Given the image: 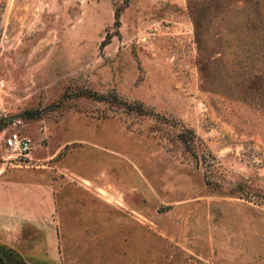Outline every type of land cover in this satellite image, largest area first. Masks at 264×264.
<instances>
[{
  "label": "rangeland",
  "instance_id": "rangeland-1",
  "mask_svg": "<svg viewBox=\"0 0 264 264\" xmlns=\"http://www.w3.org/2000/svg\"><path fill=\"white\" fill-rule=\"evenodd\" d=\"M0 242L264 264V0H0Z\"/></svg>",
  "mask_w": 264,
  "mask_h": 264
},
{
  "label": "built area",
  "instance_id": "built-area-1",
  "mask_svg": "<svg viewBox=\"0 0 264 264\" xmlns=\"http://www.w3.org/2000/svg\"><path fill=\"white\" fill-rule=\"evenodd\" d=\"M2 144L14 151L19 157L25 158L30 147V138L16 129H9L2 137Z\"/></svg>",
  "mask_w": 264,
  "mask_h": 264
},
{
  "label": "trees",
  "instance_id": "trees-1",
  "mask_svg": "<svg viewBox=\"0 0 264 264\" xmlns=\"http://www.w3.org/2000/svg\"><path fill=\"white\" fill-rule=\"evenodd\" d=\"M0 264H28L15 248L0 242Z\"/></svg>",
  "mask_w": 264,
  "mask_h": 264
}]
</instances>
